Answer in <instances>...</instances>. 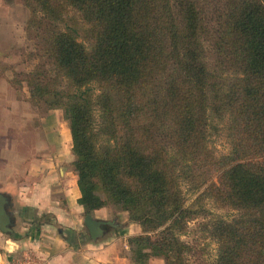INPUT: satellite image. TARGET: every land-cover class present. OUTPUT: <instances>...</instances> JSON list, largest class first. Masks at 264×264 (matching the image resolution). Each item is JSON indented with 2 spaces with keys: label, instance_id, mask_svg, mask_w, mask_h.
<instances>
[{
  "label": "trees",
  "instance_id": "obj_1",
  "mask_svg": "<svg viewBox=\"0 0 264 264\" xmlns=\"http://www.w3.org/2000/svg\"><path fill=\"white\" fill-rule=\"evenodd\" d=\"M25 1L64 23L46 48L68 88L42 66L28 85L34 102L65 109L86 213L129 212L133 264H189L181 234L202 214L217 243L202 264H264V0ZM223 130L217 156L209 140ZM212 168L219 184L201 189ZM181 180L203 190L190 204ZM211 196L234 214H211Z\"/></svg>",
  "mask_w": 264,
  "mask_h": 264
},
{
  "label": "crops",
  "instance_id": "obj_2",
  "mask_svg": "<svg viewBox=\"0 0 264 264\" xmlns=\"http://www.w3.org/2000/svg\"><path fill=\"white\" fill-rule=\"evenodd\" d=\"M6 139L0 131V264H133L128 238L141 226L128 213L115 216L106 206L91 212L114 221L97 239L85 224L70 125L28 151ZM148 264L165 261L155 256Z\"/></svg>",
  "mask_w": 264,
  "mask_h": 264
},
{
  "label": "rangeland",
  "instance_id": "obj_3",
  "mask_svg": "<svg viewBox=\"0 0 264 264\" xmlns=\"http://www.w3.org/2000/svg\"><path fill=\"white\" fill-rule=\"evenodd\" d=\"M35 15H38V18H35ZM64 15L67 19L68 15L75 14L70 11ZM54 17L51 18L49 13L41 15L40 10L33 12L25 0H0V131L7 137L3 142L9 144L12 149L20 146L28 151L40 141L46 142L44 138L49 131L69 129L70 123L66 119L65 109L50 108L41 100L40 103L34 102L28 85L30 72L35 67L39 69V66H42L38 71L48 75L53 83L52 88L54 85L58 88H68L66 80L51 70L52 58L46 48V39L50 37L51 32L64 24L62 19L54 20ZM75 17L80 33L84 35V26H88V23H84L78 14ZM32 20H35L34 24H31ZM43 100L50 99L46 96ZM37 136L42 137L41 140L36 139ZM104 142L105 140L100 138L98 144ZM209 146L217 156L226 153L230 148L226 130L211 136ZM219 175L217 169L212 168L207 173L209 180L205 183L202 180L197 181L198 185L205 190L207 185L219 184ZM181 184L188 204L194 202L199 192L203 191L194 192L193 186L182 183V180ZM205 199V205L211 214L216 213L224 217L234 214L232 206L221 205L217 198L211 196ZM106 207L115 216L118 213L129 214L117 205L109 204ZM207 217L208 214H202L196 215L194 219L189 218L187 231L181 234V237L193 246V251L189 253V264H202L217 253L216 241L201 227Z\"/></svg>",
  "mask_w": 264,
  "mask_h": 264
},
{
  "label": "water",
  "instance_id": "obj_4",
  "mask_svg": "<svg viewBox=\"0 0 264 264\" xmlns=\"http://www.w3.org/2000/svg\"><path fill=\"white\" fill-rule=\"evenodd\" d=\"M0 211L4 212V197L0 195ZM85 224L93 239H97L104 235L107 225H114L112 220H103L95 218L91 213L85 215Z\"/></svg>",
  "mask_w": 264,
  "mask_h": 264
}]
</instances>
